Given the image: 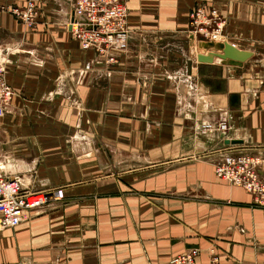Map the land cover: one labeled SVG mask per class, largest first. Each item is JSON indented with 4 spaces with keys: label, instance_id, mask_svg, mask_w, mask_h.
<instances>
[{
    "label": "crops",
    "instance_id": "0c3cea01",
    "mask_svg": "<svg viewBox=\"0 0 264 264\" xmlns=\"http://www.w3.org/2000/svg\"><path fill=\"white\" fill-rule=\"evenodd\" d=\"M28 1L0 0V173L66 199L0 228V264H171L192 248L199 264H264V207L215 170L252 153L264 180V0H126L114 63L71 32L76 0H36L34 28L2 9ZM199 6L254 53L243 66L198 60ZM219 121L228 135L199 132Z\"/></svg>",
    "mask_w": 264,
    "mask_h": 264
},
{
    "label": "built area",
    "instance_id": "2783aa9c",
    "mask_svg": "<svg viewBox=\"0 0 264 264\" xmlns=\"http://www.w3.org/2000/svg\"><path fill=\"white\" fill-rule=\"evenodd\" d=\"M2 9H8L30 28L38 23L40 9L36 0H29L23 8L13 6ZM128 16L126 0H76L74 18L69 27L84 50H93L104 56L108 63H114L113 50L128 48ZM190 17L192 34L205 41H224L218 40V37L225 32L227 21L218 9L199 6ZM209 27L214 31L211 32ZM12 95V87L7 81V63L0 60V120L5 115V103ZM230 129L228 121L204 122L199 132H219L226 136ZM260 165L261 158L252 153H227L215 163V170L219 178L243 187L255 196L258 205L264 207V180L260 176ZM65 199L62 187L48 191L30 190L23 187L17 178H7L0 173V228H17L30 212L44 210ZM199 254L198 248H192L176 256L171 264H199ZM212 264L221 263L215 258Z\"/></svg>",
    "mask_w": 264,
    "mask_h": 264
},
{
    "label": "water",
    "instance_id": "95a60500",
    "mask_svg": "<svg viewBox=\"0 0 264 264\" xmlns=\"http://www.w3.org/2000/svg\"><path fill=\"white\" fill-rule=\"evenodd\" d=\"M201 51L198 54V60L203 63H212L216 58L220 59L221 63L230 66H243L249 61L254 53L249 50L239 48L237 45L229 41H205L199 43ZM208 54H205V52ZM228 144L242 143L240 140H229Z\"/></svg>",
    "mask_w": 264,
    "mask_h": 264
},
{
    "label": "rangeland",
    "instance_id": "374dc122",
    "mask_svg": "<svg viewBox=\"0 0 264 264\" xmlns=\"http://www.w3.org/2000/svg\"><path fill=\"white\" fill-rule=\"evenodd\" d=\"M207 25H209V24H207ZM195 28V27H194ZM210 28V27H209ZM193 29V28H192ZM211 32H213L214 30L213 29H209ZM198 32H201V29H198ZM204 35V34H203ZM206 35V34H205ZM201 38H203V39H205L203 36H200ZM223 180H225V179H223ZM225 181H227V180H225ZM229 182V181H228ZM230 183V182H229Z\"/></svg>",
    "mask_w": 264,
    "mask_h": 264
},
{
    "label": "bare ground",
    "instance_id": "6f19581e",
    "mask_svg": "<svg viewBox=\"0 0 264 264\" xmlns=\"http://www.w3.org/2000/svg\"><path fill=\"white\" fill-rule=\"evenodd\" d=\"M194 35H195L198 39H200L199 36H198L197 34H194ZM223 36H224V33H223V34L221 33V35L218 37V39L221 38V37H223Z\"/></svg>",
    "mask_w": 264,
    "mask_h": 264
}]
</instances>
